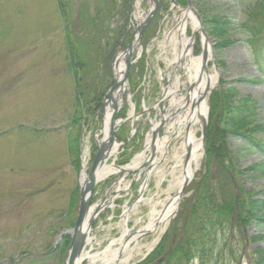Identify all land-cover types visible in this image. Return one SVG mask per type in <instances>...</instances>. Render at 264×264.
Here are the masks:
<instances>
[{"label":"rangeland","instance_id":"obj_1","mask_svg":"<svg viewBox=\"0 0 264 264\" xmlns=\"http://www.w3.org/2000/svg\"><path fill=\"white\" fill-rule=\"evenodd\" d=\"M56 1L73 17L69 41L72 40L85 60L87 74L79 75V90L96 88L103 101L109 98L113 86L111 52L105 44L110 47L125 30L127 35L118 51L126 48L138 26L135 1L141 11L148 12V0H133L128 12L126 0H0V264H11V261L14 264H66V255L58 257L55 250L60 243L59 234L68 230L69 220L65 215L76 187L79 195L82 162L79 170H74L67 152L77 78L68 63L67 21L61 19ZM189 1L201 20L204 33L206 17L226 19L232 24L231 44L222 53L227 70L217 66L213 39L210 40L212 56L206 69H215L217 84L221 80L228 82L238 97L251 96L257 104V120L264 125V78L253 83L239 82L261 75L253 63L252 50L258 52L264 43V30L250 44L245 42L238 28L245 21L249 7L263 0ZM157 3V12L139 34L140 48L132 53L133 62L127 70V83L122 92L125 99L116 115V122L124 123L114 128L116 142L122 145L114 162L109 161L116 167H124L143 151L152 124L159 120L160 112L168 105L166 101L161 102L162 90L168 84L167 75L171 72L170 62L178 36L184 40L192 38L193 56L198 57L202 52L201 36L194 33L189 23L184 36L176 32L184 8H171L170 0H157ZM176 75L182 76L179 88L182 97L186 94V84L179 67ZM213 90L207 98L208 109ZM131 110L135 120L128 119ZM95 125L97 129L99 123L94 119L81 127V158L88 147L89 165L96 155L92 142ZM201 130L202 126L196 132L198 139H201ZM159 133L161 135L162 130ZM227 143L237 158L238 168L244 169L263 158L245 151L241 141L229 137ZM203 157L202 147L200 165ZM200 165L193 178L199 173ZM117 178L113 176L94 187L91 208L100 204L103 208L91 223L92 247L85 248L92 254L119 238L123 227L133 233L137 231L139 224L147 221L153 204L175 194V190H168L170 178L160 187H156L154 178L145 182V172L138 177L128 174L118 184ZM192 179L185 187L176 213L192 192ZM242 183L246 190L264 188V178ZM77 201L70 215L72 219L77 214ZM150 240L151 235H148L140 242L145 244ZM146 250L142 247L130 264L139 261ZM193 264L199 263L194 261ZM217 264L227 263L223 260ZM238 264L247 263L241 260Z\"/></svg>","mask_w":264,"mask_h":264},{"label":"trees","instance_id":"obj_2","mask_svg":"<svg viewBox=\"0 0 264 264\" xmlns=\"http://www.w3.org/2000/svg\"><path fill=\"white\" fill-rule=\"evenodd\" d=\"M175 1L181 7L186 5L185 0ZM58 9L61 19L67 21L65 36L70 69L75 76L81 72L87 74L84 58L72 40L69 41L73 17L60 2ZM203 26L214 40L217 66L227 70L222 53L231 44L232 24L226 19L206 17ZM238 28L246 43L264 30V0L249 7L245 21ZM96 36L99 37V33ZM252 57L261 76L239 82L253 83L264 78V43L258 52L252 50ZM78 81L68 135V154L75 170L79 167L81 127L87 125L101 107L97 89L87 87L80 91ZM209 107L204 158L192 183V192L180 204L158 246L140 264H193L194 261L217 264L223 260L227 264H238L241 260L247 264H264V188L246 190L242 183L264 178V125L257 120V104L249 95L238 97L234 88L221 80L210 95ZM229 137L241 141L245 151L263 158L244 169L236 167L237 158L228 148ZM70 196L69 227L73 225L70 212L76 203V191ZM69 243L70 238L64 237L55 250L56 256L64 255ZM11 264L14 263L11 261Z\"/></svg>","mask_w":264,"mask_h":264},{"label":"bare ground","instance_id":"obj_3","mask_svg":"<svg viewBox=\"0 0 264 264\" xmlns=\"http://www.w3.org/2000/svg\"><path fill=\"white\" fill-rule=\"evenodd\" d=\"M149 7H152L153 0H148ZM137 23H141L144 16L138 8V1L135 5ZM189 23L194 32L199 30V25L193 11L181 13V20L177 24L176 32L185 34V26ZM171 36V33H168ZM185 39V38H184ZM179 38L175 43V51L170 62L171 72L168 73V84L162 90L161 102H168V105L160 112L159 120L155 121L145 139L144 149L133 157L129 164L118 168L109 161L118 154L119 145L112 136V124L110 115L115 105H121V98L117 93H113L112 100L106 104L103 115V138H97L96 144L100 163L95 170V179L98 183L104 182L108 178L118 176V184L126 175L134 174L136 177L145 172V182L154 178L156 187H160L165 180L168 181V190H175L173 196L160 203H155L151 207L145 224H139L134 233L123 227L119 238L112 240L102 251L91 253L83 252L74 264H130L131 260L138 255L140 249L145 247L150 250L160 239L178 204L180 198L179 191L183 184L190 181L199 168L202 156L201 141L197 138V130L201 128L207 119V98L210 91L217 82V72L215 69L209 71L206 64L211 58V45L208 39L201 35L202 52L198 57L192 55V41ZM133 44L137 47V37ZM124 54H120L115 65V74L119 80L122 79L121 91L126 86L124 79ZM205 66V67H204ZM180 68L184 74L186 94L182 97L180 86L182 76L176 75ZM129 117L135 120L130 111ZM119 122H116L117 125ZM160 130L162 134L160 135ZM154 138H151L152 134ZM172 145V146H171ZM88 147L82 155L83 170L80 177V185L83 189L86 182V166L88 164ZM169 161L172 164H169ZM163 163V164H162ZM144 182V183H145ZM118 186V185H117ZM144 189V186L141 190ZM151 202V201H149ZM159 207V208H158ZM102 204L90 210L84 219L81 234L84 236L86 246L92 247V239L89 238L90 223L93 220V213L102 209ZM126 217L123 219L125 224ZM151 235V240L141 244L140 240Z\"/></svg>","mask_w":264,"mask_h":264},{"label":"water","instance_id":"obj_4","mask_svg":"<svg viewBox=\"0 0 264 264\" xmlns=\"http://www.w3.org/2000/svg\"><path fill=\"white\" fill-rule=\"evenodd\" d=\"M171 1L174 2L173 0H171ZM155 9H156V6L153 5L151 7V9L149 10L148 15L146 17V23L138 28V30L140 32H143L145 26L149 23L150 19L152 18L153 14L155 12ZM186 10H192L193 11V9L191 7V3L189 0H187ZM194 14L198 17V14L196 12H194ZM198 19H199V21H201L200 18H198ZM200 30H201V33L206 36L202 27ZM131 51H132V44H129L127 57L131 53ZM117 86H118V83L115 82L114 88H116ZM103 109H104V106L101 109L102 112H103ZM116 109L117 108H115V110L112 114L111 121H114ZM205 132H206V123H203L202 139H201L202 141L204 140ZM99 163H100V158L98 157V152H97L96 158H95L94 162L92 163L91 169H90L89 174L87 176V181H86L85 187L83 189H81V194H80V198H79V206H78V214L76 216L74 227H73V229L66 231V232L61 234V236L64 234H68L71 237V243L69 246V250L67 252V264H74L76 262L78 256L80 255L81 251L84 248V236H83V234H81V228H82L84 219H85V217L88 213V210H89L91 193H92L94 185H95V170H96L97 166L99 165ZM187 183L183 184L181 190L179 191V194H178L179 198H181L182 192H183L184 188L186 187ZM147 254H149V253H147Z\"/></svg>","mask_w":264,"mask_h":264},{"label":"flooded vegetation","instance_id":"obj_5","mask_svg":"<svg viewBox=\"0 0 264 264\" xmlns=\"http://www.w3.org/2000/svg\"><path fill=\"white\" fill-rule=\"evenodd\" d=\"M121 48H122V46H121V44H120V45L116 48L117 50H116L115 54H117L118 52H120V51H118V50L121 49ZM115 54H114V55H115ZM114 55L112 56V58L114 57ZM112 58H111V59H112Z\"/></svg>","mask_w":264,"mask_h":264}]
</instances>
